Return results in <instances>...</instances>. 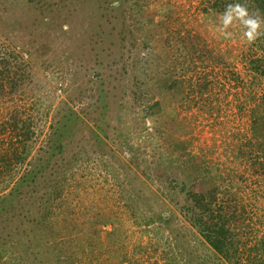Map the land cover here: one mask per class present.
I'll return each mask as SVG.
<instances>
[{
    "label": "rangeland",
    "instance_id": "1",
    "mask_svg": "<svg viewBox=\"0 0 264 264\" xmlns=\"http://www.w3.org/2000/svg\"><path fill=\"white\" fill-rule=\"evenodd\" d=\"M259 1L0 0V44L24 57L38 48L19 104L34 99L41 116L0 204L43 154L61 109L83 117L73 138L78 160L66 167L57 157L60 194L41 204L53 244L4 242L11 231L2 209L0 264H237L210 246L188 195L215 183L219 195L233 191L257 207L244 241L264 234V74L251 70L252 58L264 61V37L248 45L239 27L231 39L216 31L226 4L264 17ZM103 76L112 97L101 113ZM159 103L163 116L154 120ZM40 182L22 212L38 216L47 191ZM11 208L21 211L18 202Z\"/></svg>",
    "mask_w": 264,
    "mask_h": 264
},
{
    "label": "trees",
    "instance_id": "2",
    "mask_svg": "<svg viewBox=\"0 0 264 264\" xmlns=\"http://www.w3.org/2000/svg\"><path fill=\"white\" fill-rule=\"evenodd\" d=\"M259 3L260 9H264V1H259ZM0 30H3V26ZM32 46L34 52L30 48L23 47L26 48L24 52L27 54V57H24L23 53L20 50L17 51L13 46L0 44V183L3 181L5 183L0 189L9 186L8 182L13 181L16 177L38 133L36 121L41 116L38 114V117L36 116V112H39L36 111V101L32 99L28 102L25 98V105L19 104V99L24 98L25 84L32 79L30 62L38 50L35 47L36 45ZM251 65L252 71L264 74L263 60L252 58ZM100 79L102 80L101 83H106L107 89H103L99 93L97 102H104L100 107L101 113L105 112V108L106 112H109L107 104L111 102L112 97L110 91V88H112L110 85L111 80L106 76H103V79L99 77L97 80L99 84ZM33 108H35V111ZM155 110L153 115L151 114V118H154V116L161 118L163 113L160 103ZM82 118L70 106L63 107L53 123L43 154L37 156L34 162L30 163V166L17 177L10 191L4 196L3 201L5 203L2 201L0 210L4 209L6 211L7 217H3V225L11 231L5 232L7 237H2L4 242L14 245V239L21 238L18 243L21 244L24 242V236H26L25 242L37 243L38 245L43 242L47 247H51L53 244V235H49L48 230L44 231L47 228L45 225L47 211H44L41 204H44L47 209L48 201L53 194H60L57 186L60 183L64 169L54 168L57 159L61 158L66 163V167L72 161L78 160L77 154L73 151V138L79 132ZM71 157L72 160L69 159ZM48 168L54 169L53 176L43 174ZM41 180L43 181L42 187H46L47 191L39 200V214L38 216L29 212H25V214L22 212V207H24L22 198L27 190L28 193L24 198L27 201L31 198V195L38 192ZM218 189L219 186L215 183L206 191L189 192V209L192 212H201L203 216L201 221L198 219L199 224L202 225V234L207 238L213 249L218 253H223L229 260H234L232 263L264 264V234L256 235L255 240L250 241V243L244 241L243 238L245 227L250 221L255 208H257L256 205L238 203L235 200L237 198L236 193L227 190L224 194L219 195ZM16 202L21 208V215L11 208L16 207ZM192 216L194 217V215ZM157 217L159 220L169 223V219L165 217L162 211L157 210ZM40 229L43 231L45 238H40ZM41 248L43 249V247Z\"/></svg>",
    "mask_w": 264,
    "mask_h": 264
},
{
    "label": "clouds",
    "instance_id": "3",
    "mask_svg": "<svg viewBox=\"0 0 264 264\" xmlns=\"http://www.w3.org/2000/svg\"><path fill=\"white\" fill-rule=\"evenodd\" d=\"M237 27L241 29V37L248 45L264 37V17L250 12L243 3L226 4L223 12L217 16L216 31L224 39H231Z\"/></svg>",
    "mask_w": 264,
    "mask_h": 264
}]
</instances>
